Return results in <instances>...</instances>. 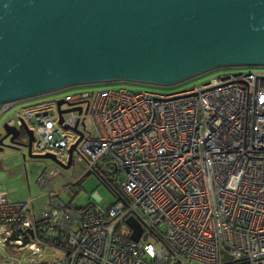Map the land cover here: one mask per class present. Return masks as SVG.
<instances>
[{"label": "built area", "instance_id": "1", "mask_svg": "<svg viewBox=\"0 0 264 264\" xmlns=\"http://www.w3.org/2000/svg\"><path fill=\"white\" fill-rule=\"evenodd\" d=\"M62 100L81 113H68L61 125L87 120L93 129L88 138L82 132L72 162L83 161L84 173L106 169L119 198L103 211L94 196L76 209L45 193L35 220L31 199L0 192V251L60 253L35 264H222L223 253L229 264H264V69L225 73L169 95L119 88ZM50 108L18 109L8 125L27 121L31 153L66 159V136ZM58 174L53 167L37 181ZM129 215L146 222L135 241L116 231Z\"/></svg>", "mask_w": 264, "mask_h": 264}, {"label": "water", "instance_id": "2", "mask_svg": "<svg viewBox=\"0 0 264 264\" xmlns=\"http://www.w3.org/2000/svg\"><path fill=\"white\" fill-rule=\"evenodd\" d=\"M234 68L264 69V0H0V111L69 88H167ZM70 112L81 109L56 101V124ZM78 124L83 129L78 120L61 125L76 136L65 164L51 153L31 154L23 120L0 130L11 139L23 130L26 144L14 145L28 159L66 170L83 137Z\"/></svg>", "mask_w": 264, "mask_h": 264}, {"label": "rangeland", "instance_id": "3", "mask_svg": "<svg viewBox=\"0 0 264 264\" xmlns=\"http://www.w3.org/2000/svg\"><path fill=\"white\" fill-rule=\"evenodd\" d=\"M250 69L252 68L212 70L167 88L118 83L69 88L51 95L15 103L12 105L10 111L0 116V126L8 120L10 115H13L14 111L24 107H31L47 102H49V105L51 106V108L47 111L51 119L54 120L56 119V113L54 104L52 102L62 100L65 94H73L81 91L93 92L125 88L130 91H146L160 95H169L190 89L194 86L205 84L220 75H224L225 73L246 72ZM69 116V114H65L62 117L67 119ZM25 124L30 128L31 131H34L32 126L27 121H25ZM83 125L84 127L82 129V127L78 124L77 130L83 132V135L88 138L92 135L93 129L87 120H84ZM63 135L66 136V153L68 146L75 141L76 136L69 131H64ZM21 154H25L24 160L21 159ZM31 154L42 155L35 153ZM54 156L62 164L66 163V159L61 158L58 155ZM53 167L56 166L52 165L47 160L28 159L26 157L25 150L21 152H15L8 149H3L0 151V192H4L9 199L15 201L31 199V206L29 207L31 212L30 214H33L35 220L39 219L40 213L45 209V201L47 200L45 193H50V196L57 198L64 204L69 203L72 206L71 208L87 206L89 203L93 202L95 198L97 203L96 205L103 211H106L114 204V195L96 176L92 174L84 177L78 185H74V181L84 173L85 169L84 162H78L74 159V157L73 164L70 165L68 169L63 170L57 167L59 169V174L55 176L50 182H45L44 185H40L37 181L40 175L44 174V178L47 179V173ZM145 224V218L142 216L129 215L121 223L120 229L121 231L128 234L130 239L135 241L143 232ZM158 231L164 232L165 227L160 226ZM59 257V252L49 249H42L39 254L35 255L27 251L16 253L9 249H4L3 251H0V264H35L37 262L45 263L55 260ZM230 262L231 258L227 256L226 253H223L221 263L229 264Z\"/></svg>", "mask_w": 264, "mask_h": 264}, {"label": "trees", "instance_id": "4", "mask_svg": "<svg viewBox=\"0 0 264 264\" xmlns=\"http://www.w3.org/2000/svg\"><path fill=\"white\" fill-rule=\"evenodd\" d=\"M73 162L71 160V163L70 165H72ZM94 175L96 176L104 186H106V188L114 195L115 197V200L117 198H119V191L116 189V184H115V180H114V176L111 175L110 173H108L106 171V169H103L102 167H100L99 165H96L94 168H93V171L91 172H87V173H84L82 174L75 182V186L79 184V182L86 176L88 175ZM73 197V196H72ZM90 204V203H89ZM67 206L69 207H72L69 203L66 204ZM85 207V206H84ZM83 208V207H82ZM81 209V208H79ZM117 232H120V225H118L117 229H116ZM126 234V233H125ZM127 235V234H126Z\"/></svg>", "mask_w": 264, "mask_h": 264}, {"label": "flooded vegetation", "instance_id": "5", "mask_svg": "<svg viewBox=\"0 0 264 264\" xmlns=\"http://www.w3.org/2000/svg\"><path fill=\"white\" fill-rule=\"evenodd\" d=\"M66 108H67V106H65V105H62L60 107V109H66ZM15 127H17V126H15ZM28 129L30 130L29 127H28ZM3 137H4V133L1 131L0 132V151H2L3 149H8V150L15 151V152H17V151L21 152V151L25 150L22 147L14 145V144H19V145H25L26 144L27 137H26V133L23 130L19 129L17 136H15L12 139H11V136H7L5 138H3ZM7 146L10 148H8Z\"/></svg>", "mask_w": 264, "mask_h": 264}, {"label": "crops", "instance_id": "6", "mask_svg": "<svg viewBox=\"0 0 264 264\" xmlns=\"http://www.w3.org/2000/svg\"><path fill=\"white\" fill-rule=\"evenodd\" d=\"M74 185H75V183H74ZM82 207H84V206H82ZM82 207H75L76 209H79V208H82Z\"/></svg>", "mask_w": 264, "mask_h": 264}]
</instances>
